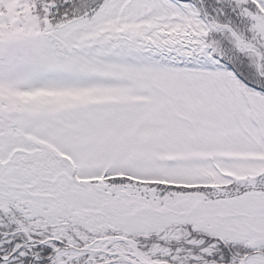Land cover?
<instances>
[{"label": "snow or ice", "instance_id": "obj_1", "mask_svg": "<svg viewBox=\"0 0 264 264\" xmlns=\"http://www.w3.org/2000/svg\"><path fill=\"white\" fill-rule=\"evenodd\" d=\"M0 264H264V0H0Z\"/></svg>", "mask_w": 264, "mask_h": 264}]
</instances>
